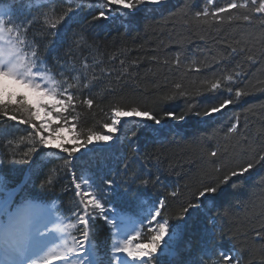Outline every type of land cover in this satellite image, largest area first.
Listing matches in <instances>:
<instances>
[{
    "label": "trees",
    "instance_id": "trees-1",
    "mask_svg": "<svg viewBox=\"0 0 264 264\" xmlns=\"http://www.w3.org/2000/svg\"><path fill=\"white\" fill-rule=\"evenodd\" d=\"M95 1L78 0L81 7L77 9L73 0H0V5L6 6L17 21L32 20L28 38L38 44L41 57L53 73L65 72L71 77L83 71L85 61L90 65L87 77L97 79L91 89L83 90L81 99L90 96L95 103L91 110L77 106L81 116L78 127L103 131L102 124L108 119L112 104L135 102L152 108L157 98L177 82L189 96L165 105L164 110L181 114L188 102L196 108L184 121H166L158 136L144 127L136 128L135 121L124 125L121 140L113 143L108 152L84 157L76 154L80 159L74 160L71 167L77 178L86 169L101 191L107 187L106 179H115L118 183L130 181L134 176L150 179L147 186L137 180L132 186L134 193L141 202L165 199L164 215L169 223L182 225L174 242L176 254L162 257V264H200L201 258L205 264H212L219 259L218 251L233 248L241 252L243 264H264V242L255 235L256 231H264V162L250 174L233 178L239 183L233 187L229 182L214 202L204 200L200 209H191L184 220L178 219L182 207L189 200H195L193 194L201 184L210 182L216 175L213 171L216 165L229 170L254 159L257 154H264V28L260 20L251 24L233 21L201 26L193 15L206 5V0H166L158 6L142 5L127 19L117 16L107 21L93 20L100 10ZM226 2L215 0L219 6ZM68 7L77 10L57 27V34L53 36L45 24L44 14L54 8L58 16ZM79 36L84 37V42L77 47L73 39ZM237 41L243 43L237 44ZM229 44L247 47L248 52L232 54ZM249 54L254 60L247 59ZM73 67L76 72L72 71ZM233 70L241 72L239 86L251 95L228 106L223 114L196 116L195 111H203L212 102V94L198 95L203 82ZM81 80L86 82L83 75ZM224 95L216 94L218 98ZM237 114V131L226 138ZM29 130L27 125L0 117V159L4 161L0 176L5 187L16 191L14 203L27 197L53 208L59 215L70 216L77 210L75 190L71 174L63 168L64 160L56 158L54 150L41 149L34 154L32 164L12 163L13 154L20 159L27 150L26 142L20 138L27 136ZM128 130H136L137 135L131 137ZM9 140L13 143L9 144ZM217 147L220 148L218 156L210 157L209 152ZM53 168L56 169L55 183L40 190V182ZM156 176L160 177L159 181ZM176 189L179 193L172 197L170 193ZM112 206L122 213L139 210L134 195L112 199ZM210 221L216 225L215 233H223L222 236L208 231ZM90 225L99 257L107 264L112 256L110 229L99 217L90 221Z\"/></svg>",
    "mask_w": 264,
    "mask_h": 264
},
{
    "label": "snow or ice",
    "instance_id": "snow-or-ice-1",
    "mask_svg": "<svg viewBox=\"0 0 264 264\" xmlns=\"http://www.w3.org/2000/svg\"><path fill=\"white\" fill-rule=\"evenodd\" d=\"M73 2L77 4V9L81 7L78 0ZM165 2L166 0H102L98 5L100 10L93 16V20L107 21L117 16L127 19L142 5L158 6ZM187 7L185 4V8ZM77 9L68 7L57 16L53 8L50 13L44 14L45 24L52 30L53 36L57 34V27ZM193 19L204 27L233 21L251 24L258 19L264 28V0H227L223 6L216 5L215 0H206V5L194 13ZM31 23L32 20L17 21L11 14L0 12V117L27 125L30 129L27 136L20 138L26 142L27 150L20 159L13 154L12 163L32 164L34 154L41 149L54 150L56 158L64 160L63 168L71 174L77 210L72 211L70 216L57 215L55 221L45 222L44 210L31 203L29 198L25 197L20 203H14V193L5 187L4 179L0 176V253L3 255L0 264H103L91 238L93 233L90 221L94 222L97 217L103 219L110 229L112 256L107 264H162V257L176 254L174 242L179 238L182 225L169 223L164 215L165 199L141 202L139 195L134 193L132 186L137 180L147 186L150 179L147 176H134L123 183L106 179L104 184L107 187L101 191L90 179L86 169H82L77 178L71 165L74 160L80 159L77 153L84 157L90 153L111 150L114 147L112 141L119 140L117 134H124V125L133 121L136 122V128L144 127L158 136L166 127V121L186 120L188 114L193 113L196 108L195 104L188 102L181 114L172 110L165 111L164 106L188 97L189 92L177 82L171 90L157 98L152 108L135 102L112 104L109 108L110 115L102 124L103 131L78 127L81 116L77 106L91 110L95 103L90 96L81 99V95L84 89L93 87V81L97 77H87L90 65L86 61L80 74L69 77L65 72L53 73L41 57L38 44L28 38ZM82 42L83 36L73 39V44L77 47ZM241 43L243 42L237 41V44ZM228 47L232 54L248 52L247 47H233L231 44ZM247 59L252 61L254 57L249 54ZM120 63L123 64L124 61L121 60ZM176 63L180 64L179 57ZM72 71L77 70L73 67ZM196 71L199 72L200 69L196 68ZM82 75L86 82L82 83ZM241 79V72L233 70L205 80L198 95L212 94V102L203 111L197 110L194 114L203 117L223 114L228 106L236 105L243 97L251 95L247 89L239 86ZM29 93L35 96V100L29 99ZM217 93L225 95L218 98ZM234 119L226 138L237 131L239 115ZM128 131L131 132V137L137 135L136 130ZM8 143L12 144L13 141L9 140ZM82 149L86 151L82 152ZM219 152L220 148L217 147L209 152V156L217 157ZM59 153L66 155L61 157ZM45 155L46 153H42V156ZM261 162H264V154H257L254 159L229 170L216 165L213 169L216 175L210 182L201 184L193 194L195 200H189L182 207L178 219L184 220L191 209H200L204 200L214 202L217 194L229 182H232L233 187L239 183L233 178L250 174ZM3 163V159H0V166ZM124 167L127 169L128 165L125 164ZM155 179L159 181L160 177L156 176ZM55 180L56 169L53 168L40 182V190L50 187ZM178 193L179 189H176L170 195L176 197ZM128 195L135 196L139 208L137 212L122 213L113 208L112 199ZM49 223L52 224L51 228ZM209 224L210 233L223 235L215 233V223L210 221ZM255 235L264 242V231H256ZM216 255L219 259L213 260L212 264H243L241 252L235 248L230 251L220 250ZM200 264H205L203 258Z\"/></svg>",
    "mask_w": 264,
    "mask_h": 264
},
{
    "label": "rangeland",
    "instance_id": "rangeland-1",
    "mask_svg": "<svg viewBox=\"0 0 264 264\" xmlns=\"http://www.w3.org/2000/svg\"><path fill=\"white\" fill-rule=\"evenodd\" d=\"M101 4L102 3V0H96L95 1V4H96V6H98L99 4ZM0 12H2V13H5V10L3 9V8H0ZM20 91H23V89H19ZM29 99H31V100H35V96L33 95V94H31V93H29ZM118 136H119V140L118 141H120L121 140V134L120 133H118L117 134ZM117 140H113L112 141V143H115V142H118ZM38 206V205H37ZM39 208H41V209H43V210H45L42 206H38ZM47 211H50V210H48L47 209ZM56 217L57 216H55V219H56Z\"/></svg>",
    "mask_w": 264,
    "mask_h": 264
}]
</instances>
